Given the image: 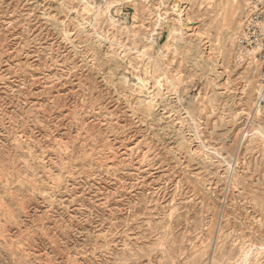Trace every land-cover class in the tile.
<instances>
[{
  "label": "rangeland",
  "instance_id": "1",
  "mask_svg": "<svg viewBox=\"0 0 264 264\" xmlns=\"http://www.w3.org/2000/svg\"><path fill=\"white\" fill-rule=\"evenodd\" d=\"M186 1L0 0V264H264L243 4Z\"/></svg>",
  "mask_w": 264,
  "mask_h": 264
},
{
  "label": "built area",
  "instance_id": "2",
  "mask_svg": "<svg viewBox=\"0 0 264 264\" xmlns=\"http://www.w3.org/2000/svg\"><path fill=\"white\" fill-rule=\"evenodd\" d=\"M243 4L242 28L238 37L237 52L242 63L251 57L260 68L264 87V0H239ZM260 106L264 109V100Z\"/></svg>",
  "mask_w": 264,
  "mask_h": 264
},
{
  "label": "bare ground",
  "instance_id": "3",
  "mask_svg": "<svg viewBox=\"0 0 264 264\" xmlns=\"http://www.w3.org/2000/svg\"><path fill=\"white\" fill-rule=\"evenodd\" d=\"M173 1V0H172ZM195 1H197V0H187L185 3H179V2H177L178 3V5H182L183 6V4H185V6L186 5H188V4H194L195 3ZM239 0H235V1H233V3L236 5V4H239ZM241 4V3H240ZM184 7V6H183ZM183 7H181L180 9H183ZM182 15V14H181ZM180 15V16H181ZM171 16V15H170ZM181 17H183V16H181ZM172 18V17H171ZM174 18V17H173ZM178 19V18H177ZM167 21H166V24H167V26H168V28H170L171 30H173V27H175V25H173V22L174 23H176L174 20H172V19H169V18H167L166 19ZM169 29V30H170ZM199 43H197V42H195V45H194V50H196V51H198V54H201V41L198 39L197 40ZM197 53V52H196ZM204 56V55H203ZM238 58V63L239 64H241L242 63V59L241 58H239V57H237ZM246 63H248L250 66H252L253 68H256L257 70H259L260 68H259V64H258V62L254 59V58H249L248 60H247V62Z\"/></svg>",
  "mask_w": 264,
  "mask_h": 264
}]
</instances>
